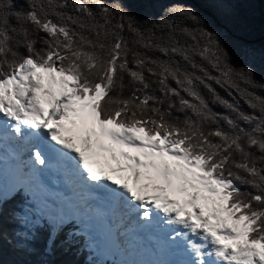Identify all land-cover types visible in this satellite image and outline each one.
I'll use <instances>...</instances> for the list:
<instances>
[{"label":"snow or ice","instance_id":"snow-or-ice-1","mask_svg":"<svg viewBox=\"0 0 264 264\" xmlns=\"http://www.w3.org/2000/svg\"><path fill=\"white\" fill-rule=\"evenodd\" d=\"M132 2L0 0V136L41 189L57 169L125 232L173 226L176 264H264V76L194 7L152 20ZM34 214L10 212L9 243L40 257L23 264H56L74 243L68 214L46 202Z\"/></svg>","mask_w":264,"mask_h":264},{"label":"trees","instance_id":"trees-1","mask_svg":"<svg viewBox=\"0 0 264 264\" xmlns=\"http://www.w3.org/2000/svg\"><path fill=\"white\" fill-rule=\"evenodd\" d=\"M178 5H190L198 13L208 18L209 27L218 30L236 56L239 66L252 65L258 76H264V0H224L219 4H210L207 0H133L131 8L140 17L158 20L168 15V9ZM39 46V45H38ZM173 86H175L173 82ZM217 87V91L225 99H231L227 93ZM127 95V93H125ZM207 95V93H206ZM213 111L228 114V110L213 103L208 96ZM243 110L251 111L241 104ZM183 118L182 113H175ZM223 125V122H221ZM226 127V125H223ZM5 213L2 220V238H0V261L2 264H23L26 261L40 259L24 255L13 249L9 243L11 232L19 227L9 219L10 212L15 210L24 215L30 211L25 197L19 191L13 198L6 200ZM69 232L65 230V233ZM46 233H42L40 243ZM84 238L75 236L70 250L61 248L50 259L56 264H94L89 260V251Z\"/></svg>","mask_w":264,"mask_h":264},{"label":"bare ground","instance_id":"bare-ground-1","mask_svg":"<svg viewBox=\"0 0 264 264\" xmlns=\"http://www.w3.org/2000/svg\"><path fill=\"white\" fill-rule=\"evenodd\" d=\"M28 159H29V157H27L26 160H28ZM10 164H11V162H7V163H6V161H5V164L2 165V166H0V180L4 179V178L6 177V171H5V168H6V167H9V168H10V166H9ZM6 181H7V182H11V179H7ZM45 181H46L47 183L51 184V179H50V178L46 179ZM120 233H121V231H120L119 229L116 230L117 241H118V242H120V240H119V235H120Z\"/></svg>","mask_w":264,"mask_h":264},{"label":"rangeland","instance_id":"rangeland-1","mask_svg":"<svg viewBox=\"0 0 264 264\" xmlns=\"http://www.w3.org/2000/svg\"><path fill=\"white\" fill-rule=\"evenodd\" d=\"M6 183H7L8 188H11L12 183L11 182H7V181H6ZM9 193H10V191L7 192L6 191V187H4L3 185L0 184V197L7 196ZM38 203H40V202L38 201ZM38 206H40V204H38ZM99 254L101 256H103V254L101 252H99ZM137 264H143V260L141 258H139V262Z\"/></svg>","mask_w":264,"mask_h":264}]
</instances>
